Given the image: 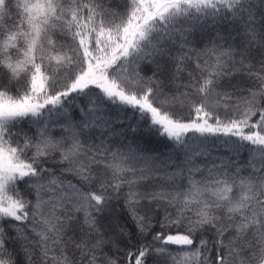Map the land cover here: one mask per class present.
I'll return each instance as SVG.
<instances>
[{"label":"snow or ice","instance_id":"1","mask_svg":"<svg viewBox=\"0 0 264 264\" xmlns=\"http://www.w3.org/2000/svg\"><path fill=\"white\" fill-rule=\"evenodd\" d=\"M0 264H264V0H0Z\"/></svg>","mask_w":264,"mask_h":264}]
</instances>
